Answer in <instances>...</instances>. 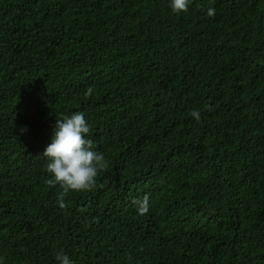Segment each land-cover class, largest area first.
I'll return each instance as SVG.
<instances>
[{
  "label": "trees",
  "instance_id": "1",
  "mask_svg": "<svg viewBox=\"0 0 264 264\" xmlns=\"http://www.w3.org/2000/svg\"><path fill=\"white\" fill-rule=\"evenodd\" d=\"M77 112L109 167L61 209L40 156ZM61 251L264 264V0H0V264Z\"/></svg>",
  "mask_w": 264,
  "mask_h": 264
},
{
  "label": "clouds",
  "instance_id": "2",
  "mask_svg": "<svg viewBox=\"0 0 264 264\" xmlns=\"http://www.w3.org/2000/svg\"><path fill=\"white\" fill-rule=\"evenodd\" d=\"M193 2L194 0H170V9L177 15L186 13ZM214 15L215 9L208 8L207 16ZM93 92L94 87L90 86L86 89L85 96L91 97ZM190 115L196 120L200 119L197 110H193ZM90 134L91 126L82 112L57 118L50 143L40 156L47 160L46 171L50 178L45 183L60 189L57 203L61 209L67 207L65 198L69 193L92 191L97 186L100 173L109 167L104 154L95 150L93 141L88 138ZM135 203L138 215L144 216L149 212L147 196ZM56 260L59 264H72L62 251L57 253Z\"/></svg>",
  "mask_w": 264,
  "mask_h": 264
}]
</instances>
